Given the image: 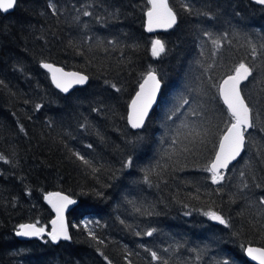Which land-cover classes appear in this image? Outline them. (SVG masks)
<instances>
[{"label":"trees","instance_id":"16d2710c","mask_svg":"<svg viewBox=\"0 0 264 264\" xmlns=\"http://www.w3.org/2000/svg\"><path fill=\"white\" fill-rule=\"evenodd\" d=\"M170 4L179 13V26L153 35L143 30L147 0H18L10 12H0V80L5 82L0 85V154L7 161L0 160V264H107L98 248L112 264H128L125 256L132 264H158L146 249L169 264H219L224 259L253 264L243 248L264 247V230L248 225L260 213L258 201L264 196V164L258 160L264 132L249 130L245 152L229 165L223 184L214 185L203 166L218 137L212 135L205 150L193 149L197 154L185 158L180 142L187 143L185 137L191 139L201 121L188 115V106L180 109L182 115L168 116L188 98L193 108L202 104L210 110L213 133L216 125L224 127L227 110L207 77L218 82L248 55L249 42L264 44V6L250 0ZM183 4L191 6V14ZM83 11L92 15L83 16ZM209 11L212 18L200 15ZM205 31L214 37L227 32L231 43L222 41L217 51ZM154 38L166 42L159 58L151 55ZM109 40L116 43L109 45ZM41 60L88 74L89 82L62 94L50 84ZM256 62V81L245 87L254 102L264 96V61ZM208 64L213 67L204 73ZM150 66L164 83L145 127L132 130L125 118L127 104ZM37 104L43 107L37 110ZM173 138H178L175 145ZM73 152L99 170L93 174ZM128 155L134 161L131 169L122 166ZM244 180L249 188L241 191ZM217 188L223 191L217 194ZM54 192L76 201L66 214L72 239L58 244L47 236L18 239L19 224L39 221L37 227L48 231L52 213L44 196ZM210 210L230 217L233 227L209 220L203 213ZM152 229V236L145 235ZM89 231L104 244L92 240Z\"/></svg>","mask_w":264,"mask_h":264},{"label":"snow or ice","instance_id":"6c2138e0","mask_svg":"<svg viewBox=\"0 0 264 264\" xmlns=\"http://www.w3.org/2000/svg\"><path fill=\"white\" fill-rule=\"evenodd\" d=\"M255 4L264 6V0H254ZM18 0H0V11L7 13L9 10L14 9L17 6ZM147 9L145 11V16L147 18L146 30L149 33L154 32L156 29L172 30L179 26L180 16L179 13L170 4V0H147ZM48 8L51 10L53 16L57 15V7L54 3L49 2ZM182 8L188 12L192 13V8L189 4H183ZM83 16H91L92 13L89 11H83ZM200 15L208 16L212 18V13L202 12ZM239 15V13H237ZM78 19V17H77ZM205 37L211 40V43L219 51L222 47V41H228V33L224 32L219 37H214L213 33L205 31L203 33ZM91 39V37H88ZM112 45L116 42L109 40L107 42ZM230 44L231 41H228ZM69 46L72 42L69 41ZM99 46V45H98ZM248 55L241 58L238 62L233 64L228 71L223 74L222 78L216 82L212 75L207 77L208 84L210 88L216 89L217 95L222 99L223 104L227 108V113L225 118L222 120L224 127L221 128L219 125L215 126V132L213 133L209 121V109L204 105H197L193 108L192 103L188 98H182L180 105L173 110L172 114L168 116L169 120L177 116L180 113V109L188 106V115L198 117L201 121L199 129L195 127L189 134L191 139L185 137L187 143H182V152L187 156H195L197 151H203L206 149L207 145L212 143L211 136L216 135L218 141L213 145L215 151L207 163L203 166V171L210 173L211 183L214 185H222L226 179L225 171L229 169V165L234 161H237L241 157V154L245 152L246 148V134L249 130H258L264 132V96L253 101V98L245 94V87L256 81V77L259 74L258 69L260 65L256 62L258 60L264 61V44L259 46L249 42ZM166 42L160 38H154L151 41V55L154 58L161 57L162 54L166 52ZM105 51L107 49L105 48ZM79 54L83 55V52ZM203 55V53H201ZM216 52L213 53V56ZM250 57V58H249ZM40 67L47 70L51 74V81L60 92L68 94L73 86H84L89 82V75L80 71L66 72L62 67H56L54 63L47 62V60H41ZM213 65L208 64L204 67V73H208L212 69ZM142 80L138 85V90L135 95L130 99L129 102V112L127 115V122L132 129H143L145 127V122L148 119L149 111L152 109L154 103H156L157 96L161 91L162 85L164 83L161 75L158 74L155 68L151 66L149 69L142 73ZM4 81L0 80V85H4ZM109 84L112 89L116 92H120L121 89L115 83L110 81H105ZM264 92V88L261 89ZM42 104H37L36 109L42 108ZM93 111L100 112V108H94ZM181 115L183 113H180ZM258 125H261L258 127ZM185 127L187 125H184ZM51 127V124H49ZM81 128L85 125L81 124ZM19 131L27 135L26 129L23 125L19 126ZM137 140L140 139L139 136L136 137ZM128 143L133 144L135 141L129 140ZM173 145L178 143V138H173ZM191 146V147H190ZM87 147L91 149L92 144H88ZM196 149L197 151H193ZM73 156L83 163L87 168L91 169L92 173L95 174L99 169L94 166L93 162L87 159L84 155L79 152H73ZM0 160H5V157L0 154ZM258 160L261 164H264V152H261L258 156ZM5 162H7L5 160ZM133 157L128 155V157L123 162V167L131 169L133 167ZM241 177H245V173H240ZM252 181L257 180L255 174L251 177ZM264 179V177H261ZM145 180L148 177L145 176ZM257 188L261 187L259 183H256ZM249 188L247 180H244L242 184L241 191ZM217 194H220L223 189L217 188ZM30 194V193H29ZM97 196H102L103 193L96 191ZM199 198L198 196L196 197ZM44 199L53 207L56 212V218L50 221L51 230L46 231L45 227H37L36 223L29 224H19L15 235L17 237H38L43 238L45 235L48 237V241L53 244H58L61 240L70 241L72 237L69 234L68 226L64 221V210L69 206L76 204L69 195H64L60 192L47 193ZM258 206L260 208V213L256 217L248 221V225L252 229L264 230V196L258 201ZM187 207V205H185ZM190 212H186L185 215H190ZM209 220L217 222L223 225L225 228H232L231 218H226L225 215L220 211H206L203 213ZM123 223V221H121ZM75 227V226H74ZM155 229L147 231L145 235L152 236ZM139 235V233H137ZM89 236L92 240L97 241L98 244H104V241L99 239L94 232L89 231ZM46 241V242H48ZM100 255L103 256L107 264H112V261L107 255H105L100 249H97ZM150 252L151 260L158 262V264H169V260L162 257L157 251H152L146 249ZM165 252L168 251L167 248L164 249ZM246 254L253 260H258L259 264H264V247L254 248L247 247L245 249ZM130 255V254H129ZM128 264H132V261L125 256ZM219 264H231L229 259H224Z\"/></svg>","mask_w":264,"mask_h":264},{"label":"water","instance_id":"95a60500","mask_svg":"<svg viewBox=\"0 0 264 264\" xmlns=\"http://www.w3.org/2000/svg\"><path fill=\"white\" fill-rule=\"evenodd\" d=\"M251 2H253V3H255L254 2V0H250ZM11 10H9V12H10ZM146 11V10H145ZM145 11H144V13H143V30H144V32L145 33H147V34H150V35H153V34H158V33H163V32H167V31H170V30H164V29H156L154 32H152V33H149L147 30H146V22H147V18H146V16H145ZM2 14H5L4 12H2V11H0ZM8 13V12H7ZM56 67H60V66H57V65H55ZM46 73H47V75H48V79H49V81H50V84L52 85V87L56 90V91H58V92H60V90L59 89H57L56 87H55V85L52 83V81H51V74L47 71V70H45V69H43ZM64 71H66V72H73V70H65L64 69ZM142 80V79H141ZM141 82V81H140ZM139 85V84H138ZM138 85H137V88H136V90H135V92L138 90ZM78 87H81V86H73V88L72 89H74V88H78ZM72 89H70V91L72 90ZM135 92L133 93V95H132V97L135 95ZM60 93H62V92H60ZM62 94H64V93H62ZM158 96H159V94H158ZM158 96H157V99H158ZM131 97V98H132ZM130 98V99H131ZM221 100V102H222V99H220ZM129 102H130V100H129ZM129 102H128V104H127V109H126V116H125V118H126V123H127V125H128V127L130 128V129H132L131 127H130V125L128 124V122H127V115H128V112H129V107H128V105H129ZM156 102H157V100H156ZM155 104L156 103H154V105H153V107H152V109L154 108V106H155ZM222 104H223V102H222ZM223 106L226 108V106L223 104ZM152 109L149 111V114H150V112L152 111ZM226 110H227V108H226ZM132 130H139V129H132ZM214 155V154H213ZM234 162H236V161H234ZM233 162V163H234ZM232 163V164H233ZM231 165V164H230ZM55 193V192H54ZM63 194V193H62ZM65 195V194H64ZM46 201V200H45ZM46 204H47V206L49 207V209L51 210V213H52V217H51V219L49 220V222H48V225H49V229L48 230H51V224H50V221L52 220V219H55L56 218V212H55V210L53 209V207L46 201ZM73 205H69L65 210H64V221H65V223H66V214L68 213V211L71 209V207H72ZM215 223H217V222H215ZM27 224H29V223H27ZM67 224V223H66ZM14 235H15V232H14ZM16 236V235H15ZM46 236V235H45ZM17 237V236H16ZM18 239H20V240H30V239H36V238H38V237H17ZM61 241H63V240H61ZM247 247H254V248H261V247H258V246H252V245H245L244 246V248H243V255H244V257L246 258V260H248L249 262H251V263H253V264H259V261L258 260H253L251 257H249L247 254H246V251H245V249L247 248Z\"/></svg>","mask_w":264,"mask_h":264}]
</instances>
